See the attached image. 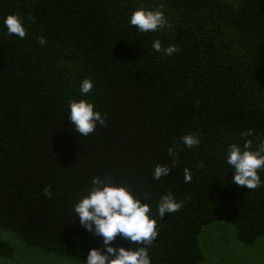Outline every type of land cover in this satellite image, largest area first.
Here are the masks:
<instances>
[{"label": "trees", "instance_id": "16d2710c", "mask_svg": "<svg viewBox=\"0 0 264 264\" xmlns=\"http://www.w3.org/2000/svg\"><path fill=\"white\" fill-rule=\"evenodd\" d=\"M137 8L162 11L169 27L138 33L127 23ZM9 13L27 35L4 36L0 24V229L78 264L98 238L74 222L72 204L100 175L150 192L153 216L162 194L183 202L156 217L154 264H199V234L216 222L244 245L264 236V184L237 186L223 162L241 129L264 134V0H0V18ZM173 43L180 51L165 55ZM86 77L93 89L81 95ZM82 98L106 116L86 137L66 110ZM188 133L201 143L185 147ZM156 163L168 177L151 178ZM12 256L0 239V258Z\"/></svg>", "mask_w": 264, "mask_h": 264}, {"label": "clouds", "instance_id": "9594fccd", "mask_svg": "<svg viewBox=\"0 0 264 264\" xmlns=\"http://www.w3.org/2000/svg\"><path fill=\"white\" fill-rule=\"evenodd\" d=\"M127 23L138 33L148 34L169 27L162 11L146 8L130 10ZM0 24L3 25L4 36L14 35L23 40L27 35L24 20L16 13L0 18ZM38 40L41 45L46 43L43 36L38 37ZM151 48L160 52V39H153ZM179 51V46L174 43L163 48L164 54L169 56ZM92 89L91 78L81 80V95L90 93ZM66 110L74 132L82 136L93 133L97 125L106 126V116L95 110L94 103L88 99H69ZM238 139L242 143L228 144L223 162L231 169V182L248 190L257 189L264 184L261 175L264 173V134L251 127L243 128ZM180 140L187 148H194L201 143L199 135L193 133L182 135ZM168 153L174 156L173 148L170 147ZM169 172L168 165L156 163L150 174L153 180L160 181L168 177ZM191 180V170L184 167L183 182L189 183ZM141 197L146 202H142ZM152 205L150 192L137 193L130 190L126 182L116 183L107 177L93 175L84 194L73 202L72 214L74 222L78 221L85 232L98 238V246L88 247L84 259H80L78 264H154L151 248L159 235L156 217L163 220L166 214L179 211L183 202L169 191L155 201V216L152 214ZM117 237L127 242V247L115 243Z\"/></svg>", "mask_w": 264, "mask_h": 264}, {"label": "rangeland", "instance_id": "374dc122", "mask_svg": "<svg viewBox=\"0 0 264 264\" xmlns=\"http://www.w3.org/2000/svg\"><path fill=\"white\" fill-rule=\"evenodd\" d=\"M236 5L239 0H223ZM236 228L230 223L216 222L203 228L199 234L202 260L199 264H264V236L253 244L244 245L237 238ZM0 239L13 248V256L0 258V264H76L27 246L15 235L0 229Z\"/></svg>", "mask_w": 264, "mask_h": 264}]
</instances>
